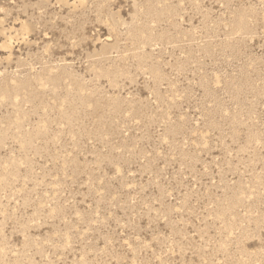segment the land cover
<instances>
[{
    "label": "rangeland",
    "instance_id": "obj_1",
    "mask_svg": "<svg viewBox=\"0 0 264 264\" xmlns=\"http://www.w3.org/2000/svg\"><path fill=\"white\" fill-rule=\"evenodd\" d=\"M0 264H264V0H0Z\"/></svg>",
    "mask_w": 264,
    "mask_h": 264
}]
</instances>
